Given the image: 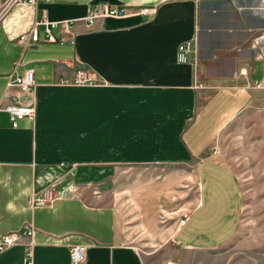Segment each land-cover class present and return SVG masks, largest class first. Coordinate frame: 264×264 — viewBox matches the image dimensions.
Instances as JSON below:
<instances>
[{
  "label": "crops",
  "instance_id": "crops-1",
  "mask_svg": "<svg viewBox=\"0 0 264 264\" xmlns=\"http://www.w3.org/2000/svg\"><path fill=\"white\" fill-rule=\"evenodd\" d=\"M97 4L128 14L90 22ZM36 21L58 42H45L42 24L40 42L25 48L19 37ZM188 40L193 63L178 60ZM17 63L18 75L33 72L30 92L6 89ZM79 72L91 80L78 84ZM7 95L34 119L13 128L0 111V238L25 226L34 235L1 252L0 264H26L28 252L31 264H70L77 245L81 264H147L107 202L121 166L193 164L194 206L173 240L219 248L237 232L243 200L213 145L242 111L264 108V0H50L7 11L0 0V108ZM52 187L60 192L34 206Z\"/></svg>",
  "mask_w": 264,
  "mask_h": 264
},
{
  "label": "rangeland",
  "instance_id": "rangeland-1",
  "mask_svg": "<svg viewBox=\"0 0 264 264\" xmlns=\"http://www.w3.org/2000/svg\"><path fill=\"white\" fill-rule=\"evenodd\" d=\"M212 153L237 178L243 200L237 232L219 248L188 249L173 240L194 206L193 164L121 166L111 176L107 202L115 208L124 242L137 248L147 264H264V108L237 115Z\"/></svg>",
  "mask_w": 264,
  "mask_h": 264
},
{
  "label": "built area",
  "instance_id": "built-area-1",
  "mask_svg": "<svg viewBox=\"0 0 264 264\" xmlns=\"http://www.w3.org/2000/svg\"><path fill=\"white\" fill-rule=\"evenodd\" d=\"M49 2L50 0H2V10L7 11L13 6L19 4H28L36 7L39 2ZM145 13V10L137 11V14ZM128 10L125 7L111 6L108 4H97L95 5L87 19L92 22L98 18H122L127 16ZM44 24L46 26V36L45 42L57 43L58 40L51 34L50 29L47 27L48 24L45 22L36 21L28 34L19 37V42H21L25 48H29L33 45H37L40 42L39 38V26ZM57 23H53L51 27H56ZM62 26L66 27L67 23H62ZM195 51V42L193 40H188L181 43L177 48L178 60L185 63H193L195 61L190 60V56H193ZM15 65L13 72L9 75V80L7 83V91L11 89H18L22 92H30L34 86V77L32 70H26L23 75H18L16 73ZM91 79L84 73L79 72L76 78L78 84H85ZM10 99L9 103L0 111L7 112L9 115V120L12 123V127H17V122L29 118L34 119V110L31 106H25L18 102V97L15 95H7ZM54 188L46 190L42 196H33L31 202L34 206H44L54 197ZM34 235V229L31 226H25L20 232L15 234H7L0 238V253L11 247L17 240L23 237H32ZM85 260V247L84 246H72L69 249V261L70 264H81ZM26 264H31V255L28 252L26 255Z\"/></svg>",
  "mask_w": 264,
  "mask_h": 264
}]
</instances>
